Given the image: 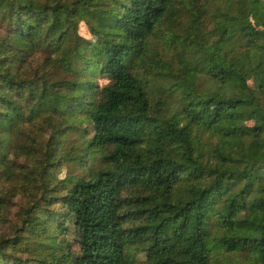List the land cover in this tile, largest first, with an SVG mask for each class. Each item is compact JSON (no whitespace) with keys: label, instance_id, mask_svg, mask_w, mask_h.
Segmentation results:
<instances>
[{"label":"trees","instance_id":"trees-1","mask_svg":"<svg viewBox=\"0 0 264 264\" xmlns=\"http://www.w3.org/2000/svg\"><path fill=\"white\" fill-rule=\"evenodd\" d=\"M18 194L0 264H264V0H0Z\"/></svg>","mask_w":264,"mask_h":264},{"label":"rangeland","instance_id":"rangeland-1","mask_svg":"<svg viewBox=\"0 0 264 264\" xmlns=\"http://www.w3.org/2000/svg\"><path fill=\"white\" fill-rule=\"evenodd\" d=\"M96 79L97 82L101 85L108 82V80L105 77L96 76ZM99 158H100V154H96L95 158L84 157L83 164H86L87 166L98 165L100 162ZM82 171H83L82 165L77 164L72 160L64 161V164L62 165L61 171L59 173V177H63L67 172L75 173L76 175V174H80ZM10 206H11L10 211L6 215L2 216L6 220L3 219L0 220V235L1 234H5V236L13 235L14 231L12 230L11 225H13V223L18 221V219L16 218V211L17 209L25 208L26 202L23 196L18 194L15 197H12ZM67 241H73L71 234L67 236ZM71 251L73 252V254H77L78 253L77 246L71 244ZM137 259L138 260L142 259L141 253H138Z\"/></svg>","mask_w":264,"mask_h":264}]
</instances>
